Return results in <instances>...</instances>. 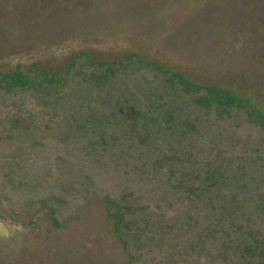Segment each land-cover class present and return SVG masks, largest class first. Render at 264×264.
Returning <instances> with one entry per match:
<instances>
[{"label":"trees","instance_id":"16d2710c","mask_svg":"<svg viewBox=\"0 0 264 264\" xmlns=\"http://www.w3.org/2000/svg\"><path fill=\"white\" fill-rule=\"evenodd\" d=\"M31 104L42 128L14 118ZM0 125V216H19L3 205L16 194L59 226L94 194L127 264H264V113L248 98L135 53L80 52L0 71Z\"/></svg>","mask_w":264,"mask_h":264},{"label":"rangeland","instance_id":"374dc122","mask_svg":"<svg viewBox=\"0 0 264 264\" xmlns=\"http://www.w3.org/2000/svg\"><path fill=\"white\" fill-rule=\"evenodd\" d=\"M80 52L92 61L135 53L264 113V0H0L1 72L34 63L59 70ZM14 118L24 127L46 122L32 104ZM16 199L3 201L19 216H0V264L130 261L96 195L77 196L59 226L49 207L26 212Z\"/></svg>","mask_w":264,"mask_h":264}]
</instances>
